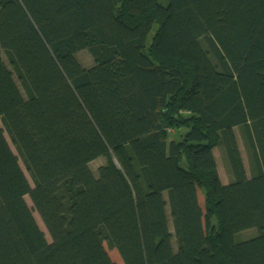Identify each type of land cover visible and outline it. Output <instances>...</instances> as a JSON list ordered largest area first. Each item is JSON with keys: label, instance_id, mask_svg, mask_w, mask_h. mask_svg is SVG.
<instances>
[{"label": "trees", "instance_id": "obj_1", "mask_svg": "<svg viewBox=\"0 0 264 264\" xmlns=\"http://www.w3.org/2000/svg\"><path fill=\"white\" fill-rule=\"evenodd\" d=\"M252 47L264 0H0V264H264Z\"/></svg>", "mask_w": 264, "mask_h": 264}, {"label": "rangeland", "instance_id": "obj_2", "mask_svg": "<svg viewBox=\"0 0 264 264\" xmlns=\"http://www.w3.org/2000/svg\"><path fill=\"white\" fill-rule=\"evenodd\" d=\"M262 54H264L263 50H261L259 48H255V47L251 48V56H259ZM76 57L84 65H88L92 62L90 53L85 49L78 51L76 53ZM108 65L111 68L113 74H125L128 71V68L123 65V62H122L121 58H119V57H115L112 60H110L108 62ZM233 131H234V134L236 137V141L238 143V147H239V150L241 153V157L243 159L244 169H245L246 173L248 174L246 153H245V149L243 147L242 139H241L240 134H239V130L237 127H234ZM118 153L121 155V157L124 158V153L122 150L119 151ZM213 153H214V157L216 160L217 170H218V174H219V178H220L221 182L222 183L228 182L227 172H226L225 166L223 164V161L221 159L219 149L217 147H215L213 149ZM102 161H103L102 157H99L98 159L94 160L91 163L92 168H96V166ZM198 201H199V204L203 207V195L200 192H198ZM36 217H37L38 223L41 226V228H44L37 215H36ZM250 232H251V230L241 232L238 234L237 237L240 240L244 235L247 236V233L250 234ZM106 249H107V252H108L111 260L115 264H124L121 257L119 256L118 252L115 249H108L107 247H106Z\"/></svg>", "mask_w": 264, "mask_h": 264}, {"label": "crops", "instance_id": "obj_3", "mask_svg": "<svg viewBox=\"0 0 264 264\" xmlns=\"http://www.w3.org/2000/svg\"><path fill=\"white\" fill-rule=\"evenodd\" d=\"M226 183V182H225Z\"/></svg>", "mask_w": 264, "mask_h": 264}, {"label": "water", "instance_id": "obj_4", "mask_svg": "<svg viewBox=\"0 0 264 264\" xmlns=\"http://www.w3.org/2000/svg\"><path fill=\"white\" fill-rule=\"evenodd\" d=\"M115 160V159H114Z\"/></svg>", "mask_w": 264, "mask_h": 264}]
</instances>
